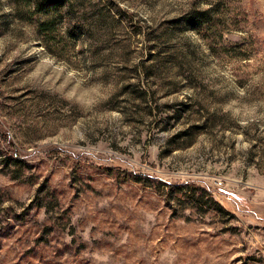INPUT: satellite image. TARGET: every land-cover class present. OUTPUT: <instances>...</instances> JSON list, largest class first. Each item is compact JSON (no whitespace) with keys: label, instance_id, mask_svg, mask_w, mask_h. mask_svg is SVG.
Returning a JSON list of instances; mask_svg holds the SVG:
<instances>
[{"label":"rangeland","instance_id":"rangeland-1","mask_svg":"<svg viewBox=\"0 0 264 264\" xmlns=\"http://www.w3.org/2000/svg\"><path fill=\"white\" fill-rule=\"evenodd\" d=\"M0 264H264V0H0Z\"/></svg>","mask_w":264,"mask_h":264},{"label":"trees","instance_id":"trees-1","mask_svg":"<svg viewBox=\"0 0 264 264\" xmlns=\"http://www.w3.org/2000/svg\"><path fill=\"white\" fill-rule=\"evenodd\" d=\"M196 15L201 20L207 18L208 16L207 12L197 13Z\"/></svg>","mask_w":264,"mask_h":264}]
</instances>
